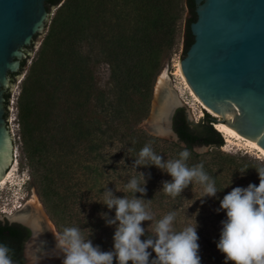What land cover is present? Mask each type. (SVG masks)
<instances>
[{
    "label": "rangeland",
    "instance_id": "rangeland-1",
    "mask_svg": "<svg viewBox=\"0 0 264 264\" xmlns=\"http://www.w3.org/2000/svg\"><path fill=\"white\" fill-rule=\"evenodd\" d=\"M50 12L45 30L25 51V67L10 76L7 88L13 148L6 175H12L0 187V221L14 223L21 211L35 213L37 207L53 234L65 227L91 229L93 244L110 251L115 227L106 226L101 213L114 218L115 210L102 204L104 188L120 198L135 195L125 185L136 175L131 166L146 144L164 160L179 159L186 148L144 126L158 103L160 77L167 76L161 99L176 103L172 121L179 109L196 125L214 117L207 111L200 117L203 108L179 70L190 15L186 0H64ZM224 142L187 149V165L203 164L215 180L213 198L204 197L195 181L172 196L162 190L161 182L172 179L167 173L155 166L136 169L151 173L143 198L151 200L153 220L142 223V240L154 238L155 222L171 212L176 231L196 217L201 264H225L216 247L226 219L217 212L220 200L235 187L258 186L264 157Z\"/></svg>",
    "mask_w": 264,
    "mask_h": 264
},
{
    "label": "water",
    "instance_id": "water-1",
    "mask_svg": "<svg viewBox=\"0 0 264 264\" xmlns=\"http://www.w3.org/2000/svg\"><path fill=\"white\" fill-rule=\"evenodd\" d=\"M47 1L0 0V180L13 148L5 94L10 76L22 70L26 49L46 28L51 15ZM195 6L197 18L190 24L194 42L180 65L190 87L219 117L209 115L205 121L224 123L264 149V0H195ZM174 109L166 132H160L152 115L145 128L180 141L173 128ZM13 222L31 232L24 245V264H29L28 247L45 227L25 219ZM35 258L37 264L58 259L42 251Z\"/></svg>",
    "mask_w": 264,
    "mask_h": 264
},
{
    "label": "clouds",
    "instance_id": "clouds-1",
    "mask_svg": "<svg viewBox=\"0 0 264 264\" xmlns=\"http://www.w3.org/2000/svg\"><path fill=\"white\" fill-rule=\"evenodd\" d=\"M189 157L190 152L185 148L179 159L164 160L146 144L131 166L136 175L125 185V190L135 195L120 198L107 186L101 195L102 204L109 211L115 210L114 218L101 213L106 226L115 227L112 250L102 251L99 245H94L91 229L65 227L55 236L56 249L63 256L62 264H114V260L116 264H201L196 217L194 224L176 231L173 228L176 214L171 212L155 222L154 238L141 239L146 234L142 223L153 220L148 207L151 200L143 198L151 173L138 172L137 168L155 166L167 173L172 179L161 182L162 190L172 196L180 195L193 181L203 186L204 197L217 196L215 180L204 171L203 164L189 167L186 163ZM256 171L258 186L235 187L220 200L217 212H225L226 219L221 221L216 247L224 255L225 264H264V168ZM85 231L90 232L87 238L83 235ZM153 253L155 258L150 260ZM13 254L8 244L0 242V264H15Z\"/></svg>",
    "mask_w": 264,
    "mask_h": 264
},
{
    "label": "trees",
    "instance_id": "trees-1",
    "mask_svg": "<svg viewBox=\"0 0 264 264\" xmlns=\"http://www.w3.org/2000/svg\"><path fill=\"white\" fill-rule=\"evenodd\" d=\"M63 4L64 0L47 1L48 9L59 5L61 8ZM186 6L190 16L187 19L185 27L183 58L186 56L189 47L194 42V37L190 31V24L196 21L197 18L195 13V0H186ZM72 19L74 20L75 17L73 16ZM145 23L147 25L148 21ZM120 35L122 36L123 34ZM25 65L26 60L22 62V69ZM5 98L7 107L10 100V94L6 93ZM208 122L209 124L203 120L196 125L190 122L183 109H179L173 118V128L177 133L180 142L184 143L189 150H193L197 146L223 147L225 144L223 135L215 128V122L213 119H208ZM29 235L30 230L20 224L0 221V242L8 244L14 250L13 259L15 264H23V246Z\"/></svg>",
    "mask_w": 264,
    "mask_h": 264
},
{
    "label": "bare ground",
    "instance_id": "bare-ground-1",
    "mask_svg": "<svg viewBox=\"0 0 264 264\" xmlns=\"http://www.w3.org/2000/svg\"><path fill=\"white\" fill-rule=\"evenodd\" d=\"M179 70L182 72L181 65H179ZM183 74V72H182ZM184 75V74H183ZM185 77V76H184ZM186 79V78H185ZM187 81V80H186ZM167 83V76L164 73L159 80L158 83V89H157V102L155 101L156 105L154 107V112L152 115L153 121L157 124V128L160 130V132H166L168 128V122H167V117L170 114V112L176 107V103L171 104L169 101L164 103V100L161 99V89L163 86H165ZM188 83V82H187ZM188 88L190 89L191 95L194 97L195 101H197L201 107L203 108L202 113L200 114V117L204 116V111H207L209 114L213 115L214 117L219 118L210 108H208L197 96V94L193 91V89L190 87L189 83L187 84ZM168 86V85H167ZM215 128L217 131H219L223 137L226 139V142L228 144H236V145H244L250 149H253L255 151H258V153L261 154V156L264 157V149L259 146L257 143L254 141L243 137L240 135L237 131L229 127L228 125L218 122L215 123ZM15 166V165H14ZM12 172L9 174L5 175L1 180H0V187L4 186L6 183H8V180L11 178ZM33 201V200H31ZM35 202V201H34ZM34 204V203H33ZM33 206V205H32ZM37 206V204H36ZM39 206V205H38ZM44 213V212H43ZM41 212L40 208H35V213L30 212V209L28 210H23L19 213L18 216H16L14 219L15 220H28L31 221L32 223L36 224L39 227L43 226L45 229H41V235L35 239L34 242H32L29 247H28V255H29V264H37L34 263L36 260V256L39 251H42L44 254L47 255H54L58 259H52L51 261H46V262H41L39 264H62L63 261V256L59 255V250L56 249V240L55 236L57 234L52 233V226H48V223L45 221V216ZM40 218L42 220H40ZM47 220V219H46ZM51 228V229H50ZM46 230V231H45ZM55 232V231H54Z\"/></svg>",
    "mask_w": 264,
    "mask_h": 264
},
{
    "label": "flooded vegetation",
    "instance_id": "flooded-vegetation-1",
    "mask_svg": "<svg viewBox=\"0 0 264 264\" xmlns=\"http://www.w3.org/2000/svg\"><path fill=\"white\" fill-rule=\"evenodd\" d=\"M30 234H31V232H30ZM29 237H30V235H29ZM29 237H28V238H29ZM28 238H27V240H28ZM27 240H26V241H27ZM26 241H25V242H26ZM25 242H24V245H25ZM22 259H23V263H24V246H23V251H22Z\"/></svg>",
    "mask_w": 264,
    "mask_h": 264
}]
</instances>
